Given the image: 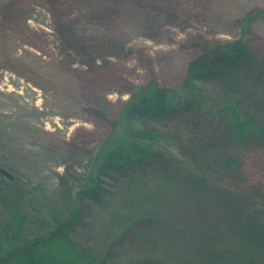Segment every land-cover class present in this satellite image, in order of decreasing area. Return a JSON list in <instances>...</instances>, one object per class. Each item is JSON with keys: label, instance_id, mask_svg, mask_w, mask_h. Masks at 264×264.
<instances>
[{"label": "rangeland", "instance_id": "1", "mask_svg": "<svg viewBox=\"0 0 264 264\" xmlns=\"http://www.w3.org/2000/svg\"><path fill=\"white\" fill-rule=\"evenodd\" d=\"M244 33L250 58L195 83L251 102L264 123V0H0V168L49 192L104 144L152 127L167 154L111 177L78 242L110 264H264L242 228L248 201L264 218V139L234 147L228 125L191 104L131 123L124 113L135 93L180 88L194 58Z\"/></svg>", "mask_w": 264, "mask_h": 264}, {"label": "trees", "instance_id": "2", "mask_svg": "<svg viewBox=\"0 0 264 264\" xmlns=\"http://www.w3.org/2000/svg\"><path fill=\"white\" fill-rule=\"evenodd\" d=\"M250 56L245 33L233 41L216 43L205 56L196 57L188 64V79L180 88L153 85L135 93L124 108L125 117L130 123L139 114L168 118L191 104L205 116L226 123L234 147L251 138L264 139V123L251 111V102L225 94L215 96L195 83L226 78ZM125 137L104 144L102 152L89 158L82 171L67 169L58 176V188L49 192L40 193L38 189L14 183V179L10 184L0 181V264L111 263L93 257L78 242L77 231L85 221L89 203L104 195L111 177L143 160L167 154L157 144L159 133L152 127L131 128ZM224 163L231 167L234 161L228 159ZM184 166L188 168L187 164ZM199 175L210 177L207 173ZM243 208L242 228L254 250L264 253L261 208L250 201ZM7 242L15 245L7 248Z\"/></svg>", "mask_w": 264, "mask_h": 264}, {"label": "water", "instance_id": "3", "mask_svg": "<svg viewBox=\"0 0 264 264\" xmlns=\"http://www.w3.org/2000/svg\"><path fill=\"white\" fill-rule=\"evenodd\" d=\"M0 172L2 173V174H4L7 178H9V179H13L14 178V174L13 173H11L9 170H7L6 168H3V167H1L0 168Z\"/></svg>", "mask_w": 264, "mask_h": 264}]
</instances>
